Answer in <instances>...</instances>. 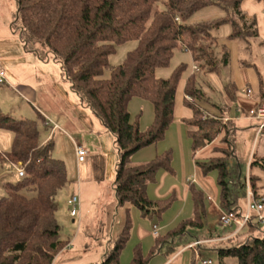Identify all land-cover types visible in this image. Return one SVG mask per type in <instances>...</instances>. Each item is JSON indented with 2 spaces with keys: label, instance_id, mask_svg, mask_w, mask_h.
Wrapping results in <instances>:
<instances>
[{
  "label": "trees",
  "instance_id": "1",
  "mask_svg": "<svg viewBox=\"0 0 264 264\" xmlns=\"http://www.w3.org/2000/svg\"><path fill=\"white\" fill-rule=\"evenodd\" d=\"M242 1L167 0V9L160 10L158 0H16V18L27 48L31 42L42 43L43 49L36 48L32 52L61 65L82 103L116 139L120 161L115 192L119 207L131 205L142 218L161 220L176 200L174 194L162 200H152L148 196V187L156 182L159 171L175 174L173 151L138 166L132 165V157L162 142L176 119L178 90L188 66L181 65L170 79L157 78L156 71L168 67L176 51L183 48L198 65V72L189 76L183 89V104L193 113L185 122L194 157L222 134H225L222 143L227 146V149L216 147L214 150L215 153L221 150L224 157L215 156L196 163L204 175L218 173L221 208L239 212L236 193L240 187L239 178L236 171L230 172V160L236 153L237 129L232 120L223 123L227 118L223 114L204 119L202 105L209 98L199 87V79L201 74L219 73L222 66L230 63L228 47L221 45L216 35L224 25L232 28L226 39L243 41L248 53L253 50V41L259 40L257 21L248 19L242 11ZM213 5L223 8L225 16L192 25L183 23L196 12ZM131 41L138 42L137 49L111 70L109 79H102L116 48ZM242 65L256 68L249 62ZM258 75L260 89L264 91V80L260 73ZM225 93L230 103L235 104L238 93L235 83L227 84ZM187 96L194 101H188ZM135 98L153 105L154 121L145 131L140 127L139 117L133 121L129 111V104ZM260 99L264 100V96ZM40 122L41 117L38 120L15 119L0 108V130L14 134L11 150L0 151V169L15 168L21 163L25 171L22 180L5 184L7 195L0 197V264H54L68 244L61 237L57 216V197L69 184L68 172L66 164L53 157L52 145L40 144ZM257 171L264 172V156L254 154L249 164L250 187L255 199L264 201V185H260ZM23 191H31L35 196L27 197ZM190 192L192 216L180 221L166 234H159L148 256L137 245L130 264H149L164 244L182 242L191 237L192 230L206 227L205 195L195 186ZM262 226L252 221L245 228L248 229L246 235L240 232L222 241L220 244L228 246L216 248L220 258L236 259L238 264H264ZM131 231L128 220L101 264H121ZM257 232L261 234L256 235Z\"/></svg>",
  "mask_w": 264,
  "mask_h": 264
},
{
  "label": "crops",
  "instance_id": "2",
  "mask_svg": "<svg viewBox=\"0 0 264 264\" xmlns=\"http://www.w3.org/2000/svg\"><path fill=\"white\" fill-rule=\"evenodd\" d=\"M241 8L247 15L248 19H255L257 21L259 33L258 42L260 45L259 47L261 48L262 62L264 63V1L243 0ZM214 15L216 17L214 16L213 20L218 18V14L215 13ZM211 20L212 18L206 19L202 22ZM219 43L221 45L226 44L230 52V63L228 65L230 70V83H235L238 88L235 103L237 104V117H234L232 113H228L229 110L227 111V107L221 106L217 103H210L213 104V109L211 108V111L214 112L215 109H218L220 113L223 111L224 113L222 114L227 117L224 121L232 120L235 123V128L237 129L236 140L238 133L242 130V128H239L237 125L238 120L242 119L244 121L257 122L254 126L255 139L259 140L260 138H257V127L259 126L260 121L247 117L248 111L256 107L258 101L261 100L260 97L264 96L263 89H260L258 69L242 65L243 62H240L239 47L236 42H229L227 39L223 40L220 38ZM244 60L247 59L245 58ZM2 62L3 61L0 60V69L6 72V85L11 89L13 88V90L19 95L16 104L12 105L9 102L8 105L7 101H5V110H9L7 113L19 120H38V118L41 117L42 122H40L39 128L40 144L42 146L51 144L53 157L66 164L69 184L57 197V216L61 226V237L63 240L67 241L68 244L66 248L58 254L54 264H101L111 245L107 243L105 246L104 242H102V238L89 237L86 233L88 228L87 225L89 223H94L92 218L94 209L101 201H104V206L109 211L107 219L105 220L106 226L103 228L107 233L104 241L107 239L115 240L120 236L127 225L131 212L135 213L136 211L137 213L135 207L131 205L119 207L117 202L115 182L117 166L120 158L116 146V139L94 112L82 103L80 96L74 91L71 83L66 79L59 63L52 59L45 60L34 52L25 55L22 59L17 61L16 65L11 67L4 65ZM245 62L251 63L248 60ZM209 75L213 78L214 84H216V86L218 85L223 91L218 76H215L218 75V73ZM110 77L111 72H106L102 79H109ZM208 85L210 86L209 89L211 92H215L214 90L216 89V86H214V88L212 86L213 84ZM244 88H251L254 91L253 99L247 98L242 93ZM205 94L210 99L208 94ZM238 94H240V96ZM183 106L186 107L184 104ZM2 108L3 107H1V109ZM239 108L244 110V114L238 113ZM188 109L189 108H187V110L184 109L185 112L182 113L178 119L176 113V119L162 142L156 146L144 148L133 155L132 165H143L153 160L161 150H163L161 144L166 141V138L169 137L170 133H173L172 131L175 132L174 129L177 126L179 138L177 139L178 142L176 144L179 152L178 158H180L178 159V164L177 160L175 164L173 163L175 170L174 176L178 173L177 168L178 170L181 168L183 170V175L185 176V187L183 189L180 185L174 184L171 185L169 189H166V183L169 181L168 175L171 174L164 171L165 173L160 176V182H158L157 178L155 183L149 185L148 196L152 200H162L173 194L176 197L177 194L181 193L178 196L184 206L177 211L168 225L159 227L160 234H166L180 221L192 216L193 201L190 188L195 186L205 195L207 224L204 231H207L208 234L216 233V235H219L221 232L218 233L217 227H221L219 220L224 210L220 206L221 189L218 185V173L212 172L208 175H204L196 163L197 161H206L215 157L216 153L214 150L215 147H219V140H217L216 144L214 143L198 151L195 157L193 154V159L191 160L190 148H187L185 138L183 137V133L185 132L183 124L187 126L185 120L191 119L193 116L192 111ZM141 114L143 115V113ZM131 117H133L132 114ZM152 117H154V111ZM142 120L143 118L140 123L141 129L148 127L149 124H151L152 118L151 120L148 119L146 122H143ZM178 122L180 123L179 125L177 124ZM55 127L58 128L56 129ZM13 139L14 134L12 132L0 130V151L9 152L12 147ZM220 145L222 148L224 146L227 147L223 143ZM76 146L84 147L89 153L86 160L81 164L78 162L76 155ZM173 151L175 152V150ZM9 169L4 168L0 169V171H13L19 176L14 167ZM196 171L197 176L194 175ZM160 173L161 171L158 172V174ZM207 181H210L212 188H208L206 184ZM208 191L212 194L208 193ZM75 194L80 196L81 207L80 215L77 218H72L70 216V206L68 205V201ZM243 212L245 211L239 210L238 213L240 214ZM102 220L101 217L98 219V221L104 225ZM235 228L236 226L233 228H223V231L226 232L227 230L229 231ZM71 233H73V236H69ZM205 235L200 238H205ZM231 235L233 234L228 232L221 238H228ZM200 238L197 237L192 243ZM174 243L175 242H173V244Z\"/></svg>",
  "mask_w": 264,
  "mask_h": 264
},
{
  "label": "rangeland",
  "instance_id": "3",
  "mask_svg": "<svg viewBox=\"0 0 264 264\" xmlns=\"http://www.w3.org/2000/svg\"><path fill=\"white\" fill-rule=\"evenodd\" d=\"M264 1V0H263ZM158 8L160 10H166L167 9V0H158ZM17 2L16 0H0V60L3 61L2 63L6 66H13L17 64V61L22 59L25 55L32 54V51L37 49H43V45L40 42H31L27 48L26 43L22 39V32L20 29V25L17 22ZM218 14L219 17L225 16V10L218 5H213L207 9L201 10L196 12L193 16L183 21L184 24L192 25L199 22H202L206 19H214V14ZM216 17V16H215ZM232 32V28L230 25H224L219 29V31L216 33V35L225 40ZM239 47V56H240V62H245V58L251 62L253 65H257L256 69H258V73L261 74V77L264 80V63L262 62V53L260 51L259 42L253 41V50L248 53L249 50L246 48V44L242 42H236ZM138 47V42L131 41L125 44H122L116 48V53L113 54L109 58V65L106 69V72H111L112 69L117 67L118 65L122 64L124 60L126 59L128 53L134 51ZM193 58L189 52L184 51V49H179L176 51L174 58L172 59L170 65L165 68H159L156 71V76L159 79H170L175 71L181 66V65H187L188 69L183 74L181 84L178 90V96H177V119L182 115V113L185 112L184 109L187 110L186 107L183 106V88L185 85L186 80L189 78V76L194 73L193 71ZM198 72V71H197ZM230 70L227 66H222L218 76L220 86H222L223 91L217 87L216 84L213 82V78L211 75H202L199 79V87L208 94L210 97L209 101L204 103L202 105V108L205 110L204 112V119H209L212 117H221L222 113L218 109H215L214 112L211 111V108L213 109V104L210 103H217L221 106H225L229 108L228 113H232L234 117H237V104L230 103V99L227 97L225 93V86L230 83ZM205 76V77H204ZM202 78V79H201ZM212 85L213 87L216 86L215 92H211L209 89V85ZM208 85V86H207ZM215 88V87H214ZM240 96V94H238ZM19 98L18 93L11 89L8 85H1L0 84V108H2V111L6 112L9 110H5V101H7L8 105L9 102L13 105L17 103V100ZM129 111L132 114V120L135 121L137 117H139V122L141 123V119L143 118V122H146L148 119L151 120V124H149L148 127H145L142 129V131L147 130L154 121L153 116V105L145 101L143 99L137 98L133 99L129 104ZM11 109V108H10ZM189 110V109H188ZM152 112V113H151ZM190 112V111H189ZM143 113V115L141 114ZM137 115V116H136ZM228 121V120H227ZM223 120V123L225 122ZM180 124L179 122L177 123ZM257 124L255 121H244L242 119L237 121V125L239 128H242L240 132L237 135L236 145H235V157L230 160V172L236 171L237 177L239 178L240 187L236 189L237 197H238V207L241 210L246 211L247 208V182H248V168L249 163L251 162V159L253 155L256 156H264V137L262 136L259 140L255 139V128L254 126ZM185 132L183 133V137L185 138L186 146L187 148H190V155L191 160L193 159V152L191 151V140L187 137V127L185 124H183ZM170 130V129H169ZM172 131L173 133H170L169 137L166 138V141L161 144V152L158 155H161L168 151H173V163L175 164L177 160L178 164V147H177V139L179 138V134L177 132V126ZM225 136V134H222L219 136L214 143L216 144L217 140L219 149H227V147H221L222 138ZM213 143V144H214ZM217 146V145H216ZM216 148V147H215ZM177 154V157H176ZM216 156L224 157L222 151H217ZM190 160V161H191ZM177 168V165H176ZM178 173L176 175H168L169 181L166 183V189H169L171 185H180L181 188L184 189V175L183 170L181 168H177ZM189 171V170H188ZM198 171V170H197ZM197 171L194 173V175L197 176ZM164 171H161L160 174H158V182H160V176L161 174H164ZM257 176L260 177V185H264V172L257 171ZM199 174V172H198ZM22 180L16 173L13 171H0V197L6 196L7 191L5 190L4 186L6 183H16L18 181ZM238 183V182H237ZM208 188L211 187L210 181H207ZM210 191V190H209ZM212 194L211 192H209ZM23 194L27 197H34L35 194H33L31 191H23ZM181 194V193H180ZM180 194L176 195V200L173 203V205L170 207V209L164 213L161 220L157 219H144L139 215L138 211L136 213L131 212L130 214V223L132 225V231H131V240L126 247L125 251L123 252L121 256V264H130L132 258H133V249L140 245L143 253L145 256H148L152 250V248L155 246L156 243V236H154L153 233V227L157 225L158 227H164L170 223V221L174 218L175 214L179 209H181L183 205L182 201L179 199ZM182 199V198H181ZM59 202V199H58ZM104 201H101L97 207L94 209V212L92 214V218L94 220L93 224H88V228L86 230V233L89 237H98L102 238V242H104V245L106 246L107 243L112 245L113 240L107 239L104 241V238L106 237L107 233L103 228H105V220L107 219V215L109 213L108 209L104 206ZM107 204V203H106ZM105 204V205H106ZM138 214V215H136ZM139 216V217H138ZM100 217L103 219L104 225L98 221ZM256 222H258L256 220ZM245 229V228H244ZM242 229L239 230L237 227L232 230H227L226 232L223 231L222 227H217L219 235H216V233L211 234L207 231L203 230H192L190 236L184 239L182 242L180 240H177L174 244L173 242L166 243L161 247V252L155 255L151 258L149 264H191L192 261H195V264L197 262V254H199V261L197 264H208L209 261L212 262V264H238L236 259H221L217 249L220 247L228 246V244H220L219 242L214 243H203L200 246H196L194 248H189L191 245H193V241L198 237H202L205 235V238L198 239L199 241H209V240H215L219 237H222L226 233L230 232L233 234L230 237H224L223 239L227 240L229 238L235 237L237 234L241 232V235L244 236L248 233V229ZM237 230V231H236ZM264 231V227L262 226V231ZM261 232H257L256 235L261 234ZM223 233V234H222ZM225 233V234H224ZM162 234V233H161ZM73 236V233H71L69 236ZM97 235V236H95ZM111 240V241H110ZM110 241V242H109ZM192 243V244H191ZM188 245V246H187ZM187 246V247H186ZM217 248V249H216ZM185 249V250H184ZM87 254V253H86Z\"/></svg>",
  "mask_w": 264,
  "mask_h": 264
},
{
  "label": "built area",
  "instance_id": "4",
  "mask_svg": "<svg viewBox=\"0 0 264 264\" xmlns=\"http://www.w3.org/2000/svg\"><path fill=\"white\" fill-rule=\"evenodd\" d=\"M193 69L195 72L198 71L197 63H193ZM0 84L1 85L7 84L6 72L1 69H0ZM242 93L249 99L254 98V91L251 88H244L242 90ZM186 99L190 102L194 101L189 96H187ZM238 113L244 114V110L242 108H239ZM247 117L257 119L260 121V124L257 127V138H261L262 136L264 137V100L258 101L256 107L248 111ZM55 128L57 129L58 127ZM88 154H89L88 151L84 147L76 146V155L78 158V162L80 164L86 160ZM15 169L18 172L20 178L25 177V171L21 163L19 165H16ZM247 196H248V201H247L246 211L240 214L235 212L224 211L219 220V224L221 227L233 228L234 226H236L237 229L242 230L244 228H247L252 221H256V220L264 226V201L262 199L260 200L255 199V196L250 187L249 168H248ZM68 205L70 206V216L72 218H77L80 215V207H81L80 196L78 194L73 195L69 199ZM153 233L156 237L160 234V229L157 225L153 227ZM224 240L225 239L221 237L209 241L196 240V242H194L193 245H191L189 248L200 246L203 243H214L219 241L222 242ZM198 261H199V254H197V262ZM208 264H212V262L209 261Z\"/></svg>",
  "mask_w": 264,
  "mask_h": 264
}]
</instances>
